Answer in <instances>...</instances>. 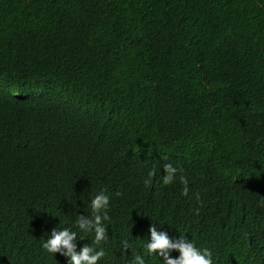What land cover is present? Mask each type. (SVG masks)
<instances>
[{
    "label": "trees",
    "instance_id": "16d2710c",
    "mask_svg": "<svg viewBox=\"0 0 264 264\" xmlns=\"http://www.w3.org/2000/svg\"><path fill=\"white\" fill-rule=\"evenodd\" d=\"M73 178L107 189L124 232L178 227L213 264H264L246 241L264 223V0H0V264L73 226L38 209Z\"/></svg>",
    "mask_w": 264,
    "mask_h": 264
},
{
    "label": "clouds",
    "instance_id": "9594fccd",
    "mask_svg": "<svg viewBox=\"0 0 264 264\" xmlns=\"http://www.w3.org/2000/svg\"><path fill=\"white\" fill-rule=\"evenodd\" d=\"M182 171V168L172 163H165L162 183L170 185L178 178L184 185L182 194L188 195V179L177 175ZM155 174V169L148 171L145 185L151 184V178ZM68 180L70 181L61 182L56 179L47 183L46 196L38 209L41 208L39 215L42 220L56 223L63 218H72L75 219L73 226H56L47 231V238L41 245L47 254L38 250L35 243H31L20 248L21 251L24 249L30 253L28 262L20 263L8 252L2 257L4 264H111V258L120 261L117 264H146L145 257L152 264H213V254L205 248L207 240L190 238L178 227L171 229L157 227L156 224L149 225L146 229L124 232L122 224L116 221L108 223L107 209L111 197L107 189L93 192L91 189L95 188L79 178ZM251 215L254 220L247 218V223L254 221L257 228L247 232V245L264 241L262 217L257 212ZM89 235L90 242H83ZM107 240L111 244L103 247ZM262 246L263 243L255 248ZM236 262L226 264H242Z\"/></svg>",
    "mask_w": 264,
    "mask_h": 264
}]
</instances>
